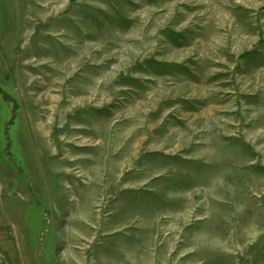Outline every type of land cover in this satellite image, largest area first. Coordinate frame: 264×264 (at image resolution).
I'll return each mask as SVG.
<instances>
[{"label": "rangeland", "instance_id": "1", "mask_svg": "<svg viewBox=\"0 0 264 264\" xmlns=\"http://www.w3.org/2000/svg\"><path fill=\"white\" fill-rule=\"evenodd\" d=\"M0 264H264V0H0Z\"/></svg>", "mask_w": 264, "mask_h": 264}, {"label": "bare ground", "instance_id": "2", "mask_svg": "<svg viewBox=\"0 0 264 264\" xmlns=\"http://www.w3.org/2000/svg\"><path fill=\"white\" fill-rule=\"evenodd\" d=\"M83 241V240H82ZM85 243V242H84ZM76 254V253H75ZM79 255H81L80 253H79Z\"/></svg>", "mask_w": 264, "mask_h": 264}]
</instances>
